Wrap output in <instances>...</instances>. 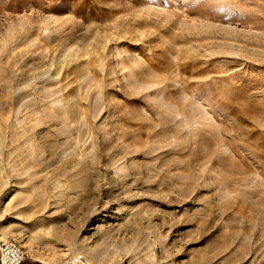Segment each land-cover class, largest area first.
<instances>
[{"label":"rangeland","instance_id":"obj_1","mask_svg":"<svg viewBox=\"0 0 264 264\" xmlns=\"http://www.w3.org/2000/svg\"><path fill=\"white\" fill-rule=\"evenodd\" d=\"M2 240L264 264V0H0Z\"/></svg>","mask_w":264,"mask_h":264},{"label":"built area","instance_id":"obj_2","mask_svg":"<svg viewBox=\"0 0 264 264\" xmlns=\"http://www.w3.org/2000/svg\"><path fill=\"white\" fill-rule=\"evenodd\" d=\"M26 257L25 251L17 242L0 241V264H22Z\"/></svg>","mask_w":264,"mask_h":264},{"label":"bare ground","instance_id":"obj_3","mask_svg":"<svg viewBox=\"0 0 264 264\" xmlns=\"http://www.w3.org/2000/svg\"><path fill=\"white\" fill-rule=\"evenodd\" d=\"M66 225H67V223L60 224V225H59V228L62 229V227H63V230H64V227H65ZM64 231H65V230H64ZM67 236H68V235H67ZM59 241L63 242L64 245H67V244L71 243V241H69V240H68V241H67V240H62L61 237H60Z\"/></svg>","mask_w":264,"mask_h":264},{"label":"trees","instance_id":"obj_4","mask_svg":"<svg viewBox=\"0 0 264 264\" xmlns=\"http://www.w3.org/2000/svg\"><path fill=\"white\" fill-rule=\"evenodd\" d=\"M22 264H41V263H39V262H33L32 260H30V259H28L26 257Z\"/></svg>","mask_w":264,"mask_h":264}]
</instances>
